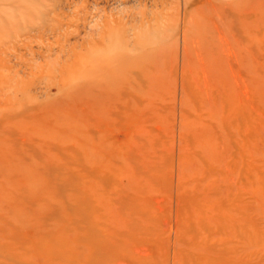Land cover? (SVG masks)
I'll list each match as a JSON object with an SVG mask.
<instances>
[{
	"label": "rangeland",
	"instance_id": "obj_1",
	"mask_svg": "<svg viewBox=\"0 0 264 264\" xmlns=\"http://www.w3.org/2000/svg\"><path fill=\"white\" fill-rule=\"evenodd\" d=\"M262 199L264 0H0V264H214Z\"/></svg>",
	"mask_w": 264,
	"mask_h": 264
},
{
	"label": "bare ground",
	"instance_id": "obj_2",
	"mask_svg": "<svg viewBox=\"0 0 264 264\" xmlns=\"http://www.w3.org/2000/svg\"><path fill=\"white\" fill-rule=\"evenodd\" d=\"M234 184H235V182H234ZM234 186H236V185H234ZM239 187H241V186H239ZM257 197L260 198L258 195H257ZM258 200H260V199H258ZM260 202H261V200H260ZM255 211H256V209H255ZM233 216H235V215L233 214ZM261 217L262 216H260V218ZM263 218H264V216H263ZM242 220H243L242 223L246 229L245 230H243L244 228L242 229L243 230L242 232H244V233L241 234V236L237 235V234L234 235L232 232L227 231L228 236L227 235L226 236L228 237V239L231 237V241H230V239H229V241H228V239H226L224 241L222 239V232L221 231L217 235L218 236L217 247H216L217 254H216L214 264H264V231L261 230V229H264V226H261L260 225L261 223L260 224L256 223V221L255 222H247L244 219H242ZM262 224L264 225V223H262ZM232 229L233 228L230 226L229 230L234 231V229L233 230ZM240 229H241V227H240ZM222 231H223V229H222ZM239 232H241V231H239ZM234 233H235V231H234ZM251 249H254L253 250L254 251L253 252L254 257L252 256V254L248 255V252Z\"/></svg>",
	"mask_w": 264,
	"mask_h": 264
}]
</instances>
